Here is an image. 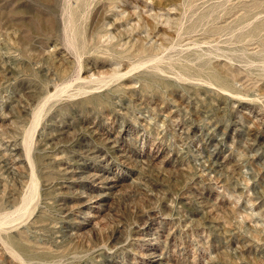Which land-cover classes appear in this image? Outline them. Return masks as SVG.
<instances>
[{"label":"rangeland","instance_id":"374dc122","mask_svg":"<svg viewBox=\"0 0 264 264\" xmlns=\"http://www.w3.org/2000/svg\"><path fill=\"white\" fill-rule=\"evenodd\" d=\"M0 219V264H264V0H0Z\"/></svg>","mask_w":264,"mask_h":264},{"label":"bare ground","instance_id":"6f19581e","mask_svg":"<svg viewBox=\"0 0 264 264\" xmlns=\"http://www.w3.org/2000/svg\"><path fill=\"white\" fill-rule=\"evenodd\" d=\"M32 184H33V183H32ZM33 186H34V184H33ZM25 199H26V198H25ZM24 201H25V200H24ZM17 210H18V209H17ZM17 210H16V211H17ZM18 211H19V210H18ZM18 211H17V212H18ZM20 211H21V209H20ZM14 214H15V213H14ZM18 214H19V213H18ZM16 215H17V213H16ZM17 216H18V215H17ZM7 217H8V215H7ZM7 217H6V218H7ZM3 218H4V217H3ZM3 218H2V219H3ZM10 218H12V217H10ZM10 218H9V220H10ZM2 219H0V220H1L0 222H2ZM4 220H5V218H4ZM6 220H7V222L9 221L8 219H6ZM13 220H14V219H13ZM10 221H11V220H10ZM3 223H4V221H3ZM5 223H6V222H5Z\"/></svg>","mask_w":264,"mask_h":264}]
</instances>
